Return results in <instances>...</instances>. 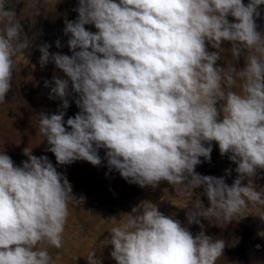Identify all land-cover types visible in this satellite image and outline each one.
Instances as JSON below:
<instances>
[{
    "label": "clouds",
    "instance_id": "9594fccd",
    "mask_svg": "<svg viewBox=\"0 0 264 264\" xmlns=\"http://www.w3.org/2000/svg\"><path fill=\"white\" fill-rule=\"evenodd\" d=\"M261 6L264 0H76V18L64 19L65 44L55 41L69 55L34 45L35 34L25 31L23 22L31 20V29L41 14L37 0H0V105L17 57L34 46L41 69L57 70L44 87L59 102L31 118L55 164L29 146L17 164L0 147V264H56L50 249L64 246L70 205L85 203L58 169L77 161L104 163L140 188L166 182L186 200V223L147 199L114 217L101 242L115 264H217L229 242L207 234L203 221L225 228L255 215L264 222ZM71 103L78 111L65 120ZM214 144L235 164L219 177L196 171L211 162ZM85 259L103 261L95 249Z\"/></svg>",
    "mask_w": 264,
    "mask_h": 264
},
{
    "label": "rangeland",
    "instance_id": "374dc122",
    "mask_svg": "<svg viewBox=\"0 0 264 264\" xmlns=\"http://www.w3.org/2000/svg\"><path fill=\"white\" fill-rule=\"evenodd\" d=\"M244 2L247 3V0ZM23 6V3L19 4L17 11L19 12ZM75 6L76 0H37V9L41 11V14L35 17V23L31 29H29L31 20L23 22L25 31L29 35L35 34L34 45L47 42L51 45L49 49L51 52L70 55L67 46L58 49L55 41L60 39L61 43L65 44L67 38L62 32L64 19L65 17L69 20L76 18L77 13L72 11ZM261 8L262 18L257 20V24L264 29V6ZM37 9L31 10L33 15ZM21 17L30 18L28 11H22ZM86 28L95 31L93 26L89 25ZM224 47L227 48L230 45L225 44ZM40 55L38 48L34 46L30 54L17 57L19 70L13 81V88L7 94V103L0 105V147L5 145L7 154L17 164L26 159L22 155V149L26 146L34 148L33 154L37 156L47 155L55 164L54 155L44 152L46 144H40L42 137L36 135L35 120L31 121L35 112L41 110L54 112L59 104L58 101L48 99L49 89L44 87V80H50L54 71L57 70L52 64L41 69L38 63ZM220 63L223 64V61ZM238 66H243V60ZM77 111L75 103H71L65 120ZM100 155L104 156L103 150L100 151ZM228 168L234 169L235 164H232L227 156L222 157L218 146L214 144L211 162H203L196 168V171L203 175L219 177L224 175L225 169ZM58 170L66 174L73 186L74 194L78 197L81 195L85 197V203L81 206L70 205L71 215L64 234V246L59 250L50 249L56 259V264H87L85 258L93 249L97 251L98 256L103 257L102 264H115L109 256L111 246L103 248L101 241L109 235L107 230L115 225V218L119 219L121 213L130 211L141 200L147 199L159 203L162 212L175 213L178 219L186 223L185 209L180 208L184 206L186 200L175 197L174 189L166 182H162L155 190L150 187L140 188L126 182L115 171L108 173V168L104 163L95 167L88 162L77 161L68 166H61ZM235 175L233 171L231 177L227 178L229 184L232 183ZM257 183L264 185V179L258 180ZM161 197L164 201H161ZM202 199L207 205L206 198L202 197ZM252 211L255 213L256 210ZM203 223L207 234L222 237L229 242V246L225 248L224 257L217 264H264V238L258 235V232L264 231V222H261L255 215H249L239 222L234 221L225 228L209 226L206 221ZM190 230L196 233L200 229L193 225ZM257 244L261 249L259 256H254L253 261L252 248Z\"/></svg>",
    "mask_w": 264,
    "mask_h": 264
},
{
    "label": "bare ground",
    "instance_id": "6f19581e",
    "mask_svg": "<svg viewBox=\"0 0 264 264\" xmlns=\"http://www.w3.org/2000/svg\"><path fill=\"white\" fill-rule=\"evenodd\" d=\"M257 246H259L258 244L255 246V247H251L253 250H252V254H251V256L253 257V261H254V256H259V251H260V249H261V247L259 246V247H257ZM250 256V257H251ZM248 257V256H247ZM249 258V257H248ZM244 263V262H243ZM248 263V262H247ZM249 263H250V261H249ZM252 264V263H251Z\"/></svg>",
    "mask_w": 264,
    "mask_h": 264
}]
</instances>
